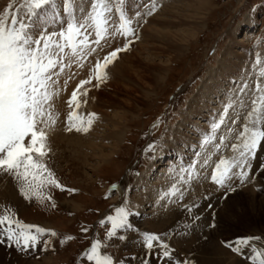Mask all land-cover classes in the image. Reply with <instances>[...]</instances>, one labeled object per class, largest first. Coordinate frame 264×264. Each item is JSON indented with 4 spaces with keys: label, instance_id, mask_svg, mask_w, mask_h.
Returning <instances> with one entry per match:
<instances>
[{
    "label": "rangeland",
    "instance_id": "1",
    "mask_svg": "<svg viewBox=\"0 0 264 264\" xmlns=\"http://www.w3.org/2000/svg\"><path fill=\"white\" fill-rule=\"evenodd\" d=\"M124 1L125 0H115L110 3L109 0V4H114L115 2L116 4L122 5L121 8L124 9L130 0H126V2H128L127 5L123 3ZM176 1L177 0H148L145 4H141L138 9H135L133 14L135 12H137V14H132L133 16L130 15L133 17L132 19L135 26L132 25V31L129 32L130 34L126 35L128 37L125 35L122 37L124 40L126 38L129 39L131 43L127 44L128 40H126V49L125 47L120 46V48H117L115 46V48H109L107 50L124 49V52H118L112 62L107 65L105 69L107 75L109 65L117 60L118 55L133 51L132 49H134V44L140 38L141 29L150 18L156 23H160L159 17L165 16L166 12H168L172 7L180 6V4L183 5L184 3L186 4V10L192 11V7H194L196 0ZM208 1L210 9L203 10V13H205L203 29L198 33L193 42L190 43L189 49L181 55L182 57H178L170 65L169 73L161 87L157 89V92L149 99L142 101L143 104L138 107V113L133 117V120L129 124L122 142L117 144V151L112 154V158L108 164L99 166L100 168L97 167L90 177L85 178L86 174L84 173L87 169L83 163H73L72 158H74V156H68V152H65L62 156L58 154V156L60 155L58 157L56 156V152L52 150L50 152V156L52 158L48 155L45 158V163L54 173L55 178L58 180L60 185L63 186L64 190L54 186H49L45 190V195L51 196L52 199H45L43 201L37 199H25L20 193L17 181L13 178V176L0 172V189H7L10 186L13 190L11 191L8 189L10 192L4 191V196L0 197V214H3L5 209H11L12 212L15 213L16 218L19 220L28 224H36L46 229H52L57 233V235L53 236L49 232L50 236L47 239V247L43 248L40 246L36 251L33 248L22 249L21 246H17L13 241H9L6 237L0 236V241H2L0 242V264H92V262L87 261L86 257H84L82 253L90 247V244L94 239H99L101 241L105 240L106 233L110 227V223L106 220V217L114 215L116 207L126 206L130 212L129 219H131V216L136 213L137 208L145 207L150 204H147L146 200H143V198L138 195L140 190L138 189L137 178H140L141 175L148 170L149 166L156 161L157 157L160 158V160L165 158L162 153L166 148L167 141L172 138L173 129L176 127L178 122L181 121L182 115L187 111L190 103L195 100V96H197L196 94L199 93L205 82L208 80L209 74L212 72L211 70L216 68L219 61L223 58L225 51L228 49V46L230 47L233 39H243L241 43L244 44L247 55H245V49L241 47H238L237 49L240 50V52L242 51L241 53L244 56L248 57H246L247 61L245 60L247 65L244 64L245 68L248 66V72L244 74L237 69L236 74L232 77L234 78L233 82L230 80V84L237 85L236 90H239L242 87V81L244 79V82L249 83L250 89L254 87L257 78L254 77L253 74V64L256 60L257 54L264 53V0ZM26 2L27 0H0V13H3L5 7L11 3L13 4V7L9 9V13L11 14L19 11L20 15L23 16L26 10ZM63 2L64 0H55L56 7L53 8L51 6H46L44 9L38 10L40 11V15L38 17H33V23L35 25L34 29L36 28V30L34 31L33 29V31L35 34L37 33V36L39 35V32L41 33L44 31L42 26V29L39 30L37 25L48 23L49 20L50 23L55 22L57 20L56 16L54 15V17H52V14H55L56 10H63ZM153 5H155L154 11L152 10ZM50 9L52 10L51 13ZM250 13L257 14L254 15V17H251V21L258 22V26L255 28L256 30L254 36L250 38V35L246 38L244 36V32L248 30L247 27L249 24L251 26V22L249 20V15H251ZM114 17L117 20L118 17L120 18V15ZM260 25L261 27L259 29L258 27ZM251 34H253V32H251ZM125 43L123 44L124 46L126 45ZM99 51L101 52V49H99ZM100 52L99 55L101 54L102 56H100L103 58L100 57L99 59L102 61L110 53L109 52L104 56L102 53L103 51L101 53ZM79 68L80 67L76 65V67L73 68V73H76ZM93 75L94 73L91 71L89 76ZM85 79L86 78H83V80ZM80 80L82 79L79 78L76 82L79 84ZM71 81L72 84H74L75 80ZM93 81L90 83L91 88L90 85L89 87H87V85L84 86L87 89V95L79 97L81 101L79 107L76 108L75 103L72 105V109H75L76 113L78 112L77 114L83 116L86 121V114H89L90 111H92L89 109L90 102L95 98V96L93 97V94H90L91 90L92 92L97 90L99 93L104 91L106 95L109 94V92L99 88V86H95L97 83L96 80L95 82ZM104 81H107V78L104 79ZM77 83L75 84L76 86L78 85ZM75 85L71 86L69 83L68 89H72L71 91H73V89L76 88ZM81 92L83 91L81 90ZM249 92L251 93V90L247 91V94H241L240 92L237 93V95L233 94L235 97L234 99H232L231 96L230 99L225 96L223 99L224 103L217 106L216 110L219 112L215 117L216 119L214 122L220 119V114L223 112L225 105L229 103L234 105L236 103L233 108L230 109V112L226 117L227 123L216 131L215 144L220 145V147L217 148L215 146L214 148L213 146H206L205 150L209 156H207L204 161L208 160V164L204 165V161L199 164L196 163L195 172L197 174V178L187 182L182 181V176H184L185 180H187L186 173L182 172L181 175L179 174L181 169L185 167L176 165L173 171H170V175L173 174L179 179L173 176L171 182H166L170 177L169 175L163 183L165 184L166 182L165 188L169 184L170 187L175 184L177 188L180 189V192H182L183 195L185 194L184 201L183 203L180 201V193L176 194L180 200L178 199V203H176V201V205L174 206L171 205L172 203L170 201L161 198L160 202L171 205L170 207L173 208V211L167 213V217L165 218L166 220L160 217L157 219H147L148 221L143 226V228H145L143 230H146V232L149 233H156L161 236L162 242L168 246V250L171 252L170 258L162 257V254L160 256L159 253H162L163 249H160L161 251L158 252V250H156L158 247L147 249L144 246V242H141L142 236L141 238L139 236L138 238L134 237L133 239L136 242H130L131 234H129L125 228L117 230L120 235L124 236L123 240L118 237L108 238V246L103 249V251L113 257L114 264H123V262H130L129 264L133 262L132 264H137L136 261H138L139 264H143L142 262L147 264H165L166 262V264H171L174 262L172 264H175V262H180L182 260H190L192 264H197L196 260L192 259L193 256L196 255L197 250H208L207 252H209L211 251L210 249H214V246L218 245L215 244V239L212 238L213 235H219L225 240L224 242H234L238 237L246 236H259L262 237L259 241H264V234H252L247 232L249 230H264V208H262L258 202L259 197L264 198V167H262V165H264V147L258 149L257 155L252 160L250 168L235 169L237 172L243 170L248 173L247 177L244 178L243 181H241L238 177H233L225 185L220 186L211 180L212 168L215 167L216 162L219 161L221 157L231 158L236 155V153L232 151L231 145L238 143L234 133L238 132L240 126L245 123V117L247 116L248 111L251 110L252 94ZM243 96L246 98L243 99ZM68 97H71L70 90L66 95V98ZM69 98L66 100H69ZM101 98L106 99V96L102 94ZM238 98H241V100ZM246 99L248 102L247 105L246 103L243 105L240 104L242 100ZM83 100L87 102H84ZM85 107H87L90 111H88ZM67 108L70 109L69 105ZM72 109H70V111ZM232 112H237V117L232 118ZM94 120H92L91 126H93L95 122ZM233 120L236 121L235 124L231 122ZM213 123H211V125ZM210 128L209 132L211 131ZM229 129H232L233 131H229ZM78 133L79 136L80 134L83 136L84 132L82 133L78 131ZM220 137H224L223 142H221ZM149 145H154V148H149ZM219 149L220 151L215 152ZM54 156H56V158ZM88 162L90 164H95L94 159L88 160ZM159 168L157 169L159 170ZM87 171L91 173V170ZM123 177L124 179L122 180ZM123 182L124 184H122ZM114 184L117 185V187L112 189V185ZM119 185L120 188L121 185L123 186V193L120 191ZM190 188H193L194 191L188 192ZM197 188H205L207 191L203 192V190H199V193L196 191ZM69 189L74 191H69ZM214 189L215 191H213ZM250 192H254L256 195L254 201L246 204L243 209H234L235 219L237 221L241 220L244 224H247V226H241V228H238L243 230L242 232L244 234L241 233L238 236L226 237L225 234L218 231V229L223 226V223H221L222 219L218 218L219 210L224 208L228 197ZM210 193L216 197L212 198ZM13 194L14 196L16 194V200H14ZM167 194H169V191ZM206 194H208L207 197H205ZM203 196V200L208 202L204 209H207L208 211L211 210V219L209 218L205 223L203 222L201 225H197L192 228L190 226L189 214L192 213L193 207L200 202L201 199L199 198H202ZM181 198H183V196ZM19 199H21L20 202H18ZM211 200L213 203H215V201L217 202L216 206H214L215 204H213ZM64 201L78 203L81 205V208L78 211L70 210L63 204ZM53 204H55V207H53ZM194 211L196 210L194 209ZM202 213L204 215L205 212L203 211ZM201 215H197L196 218H201ZM196 218L193 219L192 223L197 222ZM101 220H104L105 223L101 224ZM82 228H87V232L81 231ZM128 230L132 231V228ZM189 231H195L198 233V236L192 241V243L189 242V244H185L184 241L179 240L180 238L177 239L182 235H185V239H190L191 236L188 234ZM135 233L137 234L138 232ZM47 234L48 232L43 235ZM65 236H72L74 239L61 244L60 241ZM41 241H43V239L39 238L37 245H39ZM224 242H221L218 246L226 249L238 259L251 264L249 263L250 259L248 257L253 253L243 258L242 255H238L236 252L232 253L231 248L226 247ZM178 244L182 250L177 249L176 245ZM140 246L141 249L139 248ZM133 247H135V250ZM190 247L193 248L191 249ZM183 250L184 252H187L184 254ZM189 250L192 251L190 252ZM173 251H177L178 254L176 253V255L179 257L180 261L178 259L174 261L173 257H177L176 255L173 256V254H175Z\"/></svg>",
    "mask_w": 264,
    "mask_h": 264
},
{
    "label": "bare ground",
    "instance_id": "2",
    "mask_svg": "<svg viewBox=\"0 0 264 264\" xmlns=\"http://www.w3.org/2000/svg\"><path fill=\"white\" fill-rule=\"evenodd\" d=\"M112 1L110 0V3ZM131 1L133 2V6L130 8V11L129 8H127V12H128L127 15L125 13V16L129 20L133 18L130 15L133 14L135 8H139L141 4L143 3L145 4L148 0H131ZM72 4H73V8H72L73 15L78 19H82L83 16H86L91 9V0H72ZM109 6L112 8V12L109 14L111 21L109 25V30L112 31L113 26H118L120 24V21L118 19L116 20V18L114 17V16H119L120 14L116 11V8L119 7V4H116L114 2V4H109ZM185 6L186 4L184 3L183 5L180 4V6H175L172 8L170 7L171 9L169 8L170 10L169 11L167 10L168 12H166L165 16L159 17L160 23H156L154 20L150 18L141 29L140 38L134 44L135 50L132 49L133 51L130 53L128 52L126 54L118 55L117 60L109 65V71L107 75L109 77H106L107 81L103 80L102 82L99 83V88L104 89L105 91L109 92V94L106 95L104 91H101L102 93H99V91L97 90L93 92L91 90L90 94H93V97L95 96L94 100L93 99H92L93 101L91 100L89 106L90 107L89 109L92 111L88 110L87 107L85 108L88 111H90V113H95V117H94L95 120L93 119L95 122L87 132L84 133L82 132L83 136L81 134L79 136L78 131L66 130L69 126L67 123V115L70 111V109L67 108L68 103L66 102L68 101L66 99H68L69 97L66 98V95L69 90L70 91L72 90V89H68L67 86H69V83L71 86H74L77 83L76 81L79 80V78L75 80L76 77H80V79L82 78L83 80V78H86L90 75V72L93 71L95 64L94 62L93 64H91L92 55L97 56L96 52L99 50V48L104 49V51L107 52L109 48H115V46L117 48H120V46L125 47L123 44L127 40L126 37H128L126 36L125 37L126 40L123 42L124 40L122 38L123 35L116 34L115 36H108L105 40H101L99 44H95L91 42L95 40L94 33L90 35L89 49L86 50L89 52L87 58L80 59L76 62H71V66L66 67L58 78V83L56 86L57 88L60 89V91H59V95L56 96L52 102L53 113L56 116V123L51 129L47 130L49 137L48 138L49 156L52 150L56 152V156H58V154L62 156V154L68 152L69 153L68 156L69 155L74 156V158H72L73 163H78V164L83 163L87 170H91V173L86 170V172L84 173L86 174L85 178L90 177V175L95 171L97 167L104 166L110 162V159L112 158V154L115 151H117L116 150L117 144L122 142L126 130L129 127V124L133 120V117L138 113V107L143 104L142 101L149 99L154 93L157 92V89L161 87V85L163 84L169 73L170 65L178 57H180L183 53H185L187 49H189L190 43L193 42V40L196 38L198 33L201 32V30L204 27L203 21L205 19L204 18L205 13H203V10L210 9L209 1L196 0L194 3V7H192V11L186 10ZM55 12L56 13L54 15L56 16L57 20L53 23H50L49 20L48 23L43 24L44 26L36 24L37 27H39V30H41L43 27L45 31H49L51 27H53L54 33H58L62 29L66 28L67 22L71 18L69 14L64 10H56ZM113 12H115V14H113ZM135 13L137 14V12ZM114 21L115 23L113 24ZM247 28L248 30L244 32L245 33L244 36L246 38L250 35L253 36V34H251L250 24ZM35 30L36 28L34 29V31ZM41 33H44V31H42ZM242 40L243 39L241 38L240 39L237 38V40L233 39L232 41L230 40L232 44L230 45V47L228 46V49L225 51L223 58L219 61L217 67L211 70L212 72L209 74L208 80L205 82L199 93L196 94L197 96H195L196 97L195 100L193 101L191 100L192 102L188 106L187 111L182 115L181 121H179L176 127L173 129L172 138L167 141L166 148L163 150L162 153L165 158L161 157L163 158L161 160L160 158H158L155 162L156 164L152 163L149 166L148 170L145 173H143L140 178H137L138 189L140 190V193L138 195H140L141 198H143V200H146L147 204L148 203L150 204L145 207L137 208L136 213H134L131 216V219H129V222L132 225V231L128 230V228H126V230L129 232V234H131L130 242L132 241L136 242L133 238L134 237L138 238V236L140 237L142 233L146 231L143 230L145 229L143 228V226L148 221L147 219L150 218L157 219L158 217L165 219L167 217V213L173 211V208L170 207L171 205L172 206L175 205V202L170 201L172 196V194H170V190L172 189V187L168 185L165 188V184L163 183L169 177L174 167H176V165H180L181 167L189 168L190 165L194 164V160L196 158L202 160L204 156L208 155V153L205 150L206 146L214 147L216 140L212 141L210 144L206 146H201V144L204 135L209 133V128L211 126V123L215 121L216 119L215 117L218 115L219 111L216 110V108L218 105L224 103L223 99L225 96L229 99L231 96V98L234 99L235 98L234 95H237V93H239L238 90H236L237 85L230 84V80L231 82H233L234 78L232 77H234L233 75L236 74L237 69H239L244 74L248 72L247 69L248 66L245 68L244 65V64L247 65V63H245L247 56H244L241 53L242 51L240 52V50L237 49L238 47H241L245 49L246 52V48L244 47V44L241 43ZM91 49H95V51H90ZM245 55H247V52ZM76 65H78V67L80 68L77 70L76 73H73L74 72L73 68L76 67ZM241 68L243 69V71ZM254 77L256 76L254 75ZM73 79L75 80L74 84H72L71 81ZM93 80H94L93 82H95V79ZM65 81H67L66 84ZM81 90L84 91L83 89ZM70 94H72V92ZM102 94L106 96V99L101 98ZM245 98L246 97L243 96V99ZM238 99L241 100V98ZM244 103H246V105L248 104L247 99L242 100L240 104L243 105ZM231 115L233 116L232 118H235L237 117L238 113L232 112ZM56 156L54 157L56 158ZM92 159L95 160V164H90L88 162V160H92ZM160 166H162V168H159V170L161 169L159 172L155 171L156 173H151L154 167H160ZM124 177L122 178V180L124 179ZM122 184H124V182ZM11 188L10 186L7 189L1 188L2 190L0 189V197L4 196V191H8V192H10V190L13 191ZM205 188H197L196 191L199 192V190H203V192H206L207 190ZM122 189L123 186L121 185L120 191L123 193L124 191ZM166 191L167 192L169 191V194H167ZM192 191H194V189L190 188L188 192H192ZM213 191H215V189ZM210 194L212 195V193ZM207 195L208 194H206L205 197H207ZM15 196H14V200H16L15 198H17ZM213 197L214 195H212V198ZM161 198L164 200L168 199V201H170L172 204L167 205L160 202ZM203 198L204 196L202 198L201 197L199 198L201 199L200 202L193 207L192 213L189 214L190 218L189 217L188 218L190 219V226L192 228L194 226L201 225L203 222L205 223L210 218L211 210L208 211L207 209H204L207 206L208 202H205ZM255 198L256 195L254 192L236 194L235 196L228 197L225 202V205L223 204L224 208L219 210V214L217 213L218 218H221L222 219L221 223H223V226H221V228H219L218 231L225 234L226 237L238 236L241 233H243L242 232L243 230H240L238 228H241V226H247V224L246 223L244 224V222H242L241 220L237 221L235 219L234 209L236 208L243 209V207L246 204L254 201ZM20 200L21 199H19L18 202H20ZM211 202L213 203L212 200ZM258 202L260 206L264 208V198L259 197ZM216 203H217L216 201L215 203H213L215 204L214 206H216ZM63 204L70 210L78 211L81 208L80 204L73 203L70 201H64ZM194 209L196 211H194ZM203 211L205 212L204 215L202 213ZM197 215H201V218H196ZM195 218L197 219V222L192 223L193 219ZM135 232L138 233L136 234ZM247 232H250L252 234H264V230L263 231L249 230ZM188 234H190L191 236L190 239L188 240L185 239V235H182L177 239L180 238L179 239L180 241H184L185 244L186 243L189 244V242L192 243V241L196 239V237L198 236V233L195 231H189ZM212 238L215 239L216 245L217 244L219 245L221 242L223 243L225 241L219 235H213ZM141 242L143 243L142 239ZM218 245L214 246V249H210L211 251L209 252H207L208 250L207 251L197 250V253L195 251L196 255H194L192 259L196 260L197 264H248L238 259L235 255L231 254L226 249ZM176 247L177 249L182 250L179 247V244L176 245ZM139 248L141 249V246ZM190 248L192 249L193 247ZM133 249L135 250V247H133ZM253 249L255 250L264 249V241L263 242L259 240L253 241L251 243V246L244 249L242 253L249 254L251 251L253 252ZM189 251L191 252L192 250ZM186 252L187 251L184 252L183 250L184 254ZM173 253H175L173 254V256H175L177 251L176 252L173 251ZM161 254L162 253H160V255ZM173 258L175 261L179 257L177 258L173 257ZM182 262H184V260H182L181 262H175V264ZM189 262L191 261L189 260ZM129 263H124V264H129ZM143 264H147V263L143 262Z\"/></svg>",
    "mask_w": 264,
    "mask_h": 264
},
{
    "label": "snow or ice",
    "instance_id": "3",
    "mask_svg": "<svg viewBox=\"0 0 264 264\" xmlns=\"http://www.w3.org/2000/svg\"><path fill=\"white\" fill-rule=\"evenodd\" d=\"M46 6L56 7L55 0H27L23 16L19 11L9 13V9L13 7L11 3L5 7L3 13H0V172L13 176L25 199L40 201L52 199L51 196L45 195V190L49 186L64 190L45 163L49 152L47 130L56 123L52 102L59 95L60 89L56 86L59 76L66 67L71 66V62L87 58L89 37L93 33L95 40L91 42L99 44L108 36L116 34L126 36L132 31L129 27L131 21L124 15L122 8L116 9L120 13V24L113 26L112 31L109 30L111 22L109 14L112 12L109 0H91V10L82 19L73 15L72 0H64L63 10L71 17L66 28L58 33L44 32L37 36L33 32L35 27L33 17H38L40 15L38 10ZM152 10H155V5ZM123 50L115 49L103 62L97 61L93 69L94 75L87 80H81L72 91L67 101L70 109L74 103L78 108L81 102L79 97L87 95L85 85L95 79L97 82L95 86L98 87L99 83L106 79L107 65ZM253 74L257 78L254 87L250 89L249 83L242 81V87L238 90L241 94L251 90L252 99L251 110L245 117V123L234 133L238 143L232 144L231 148L236 155L231 158L221 157L212 168L211 180L220 186L225 185L233 177L243 181L248 173L243 170L237 172L235 169L250 168L258 149L264 147V54H257ZM81 89L84 91L81 92ZM233 106L232 103L225 105L220 119L214 122L211 131L204 135L202 146L216 139V130L227 123L226 117ZM94 117L95 113L87 114L85 123V118L72 109L67 115L69 126L66 130L87 132ZM231 122L236 123L235 120ZM220 140L223 142L224 137H220ZM149 148H154V145H149ZM207 164L208 160H205L204 165ZM195 167L194 163L188 169L182 168L181 172L186 173L187 180L184 176L181 180L187 182L197 178ZM116 187L117 185H112V189ZM177 193L182 197L183 193L174 184L170 194ZM129 215L126 206H118L114 215L106 217L110 223L106 238L104 241L94 239L91 242L90 247L82 253L87 261L92 264H114L113 257L103 249L108 246V238L124 239L117 230L132 228ZM100 223L104 224L105 221L101 220ZM87 230L81 229L83 232ZM46 232L53 236L57 235L52 229L19 220L11 209H5L3 214H0V236L13 241L22 249L35 248L39 238ZM142 238L147 249L160 247L163 249L162 257L170 256L168 246L162 242L159 234L144 232ZM72 239L74 237L65 236L60 242L64 244ZM260 239L262 237L246 236L238 237L234 242L224 243L233 252L240 254L250 247L253 241ZM248 258L254 264H264V249H253V254ZM182 264L191 262L184 261Z\"/></svg>",
    "mask_w": 264,
    "mask_h": 264
}]
</instances>
